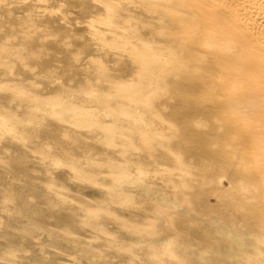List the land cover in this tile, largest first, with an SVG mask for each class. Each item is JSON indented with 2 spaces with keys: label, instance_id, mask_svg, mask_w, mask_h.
<instances>
[{
  "label": "bare ground",
  "instance_id": "bare-ground-1",
  "mask_svg": "<svg viewBox=\"0 0 264 264\" xmlns=\"http://www.w3.org/2000/svg\"><path fill=\"white\" fill-rule=\"evenodd\" d=\"M93 1L104 14L90 16L89 37L99 51L124 52L129 71L112 74L100 56L91 57L82 82L75 86L59 84L49 94L39 92L32 79L11 72L6 55L13 47L11 35L1 34L0 21V142L7 139V146H11L13 140L25 151H0V165L5 166L0 178V205L13 204L6 215L9 220L24 216L19 223L3 228L0 254L4 259L18 260V247L13 246L11 235H21L25 229L22 224L32 225L29 233L45 234L53 246L66 247L64 241L70 240V231L40 228L30 216L37 210L35 199L41 194L49 207L77 210L73 218L93 229L89 239L99 238L100 233L108 236L107 248L116 256L128 254L130 264H190L188 255L200 250L187 248L173 222L178 215L168 209L173 205L193 210L199 207L191 198L194 187L189 178L200 169L196 163L189 164L185 146L173 143L172 138L181 137L182 132L171 119V95L173 92L189 100L183 106L191 110L188 115L192 119L202 112L213 119L222 106L230 107L237 118L236 126L244 125L250 132L259 173L264 175V117L255 110L252 94L264 90V0ZM155 1L159 11L145 9L146 3ZM94 7L86 8L88 14L94 13ZM133 7L144 13L123 16ZM155 12L158 28L143 37L146 21L150 24ZM166 20L177 25L171 27ZM97 24L113 25L120 30L119 37L97 34ZM30 31L22 30V37L33 34ZM48 34L55 36L56 32ZM18 45L23 48V57L18 59L21 65L39 59L43 51L42 44L36 48H27L23 42ZM51 71L46 65L41 74L48 75L49 81L54 79L50 82L53 85L58 76L55 71L50 75ZM176 79H184V87L175 84ZM13 105L19 110H12ZM219 120L213 122L214 127L207 122L206 127L221 132L227 145L230 139L226 133L231 127L225 119ZM30 156L41 167L45 180L40 183L28 181L23 164ZM163 158L168 160L162 162ZM53 169L66 170L101 196L71 193L53 176ZM123 208L145 210L141 215L145 220L136 219L140 214L118 212ZM109 222L135 238L118 239L106 225ZM160 224H165L167 232ZM88 244L71 238L69 247L72 254L102 255ZM143 246L146 251L142 255L138 250ZM259 248L260 241L254 244L253 255L259 256ZM251 260L264 264L263 260Z\"/></svg>",
  "mask_w": 264,
  "mask_h": 264
},
{
  "label": "rangeland",
  "instance_id": "rangeland-1",
  "mask_svg": "<svg viewBox=\"0 0 264 264\" xmlns=\"http://www.w3.org/2000/svg\"><path fill=\"white\" fill-rule=\"evenodd\" d=\"M157 4L156 1L149 2L144 7L148 10L156 8L155 10L159 11ZM93 5H95L93 0H3V6L0 8V21L3 28L1 34L11 35L13 47L11 46L9 51L6 50V55L10 59L11 72L17 71L22 76L32 79V84L42 94H49L59 84L75 86L82 82L88 66L87 59L91 57L100 56L112 74H126L129 71V59L124 52L114 53L118 52L116 49H109L107 52L99 51L95 42L89 37L90 28L87 22L90 16L104 14L102 8ZM92 7H94V13L90 15L86 8ZM193 9L198 10L197 7ZM48 10H53V12L49 13ZM156 12L150 16L152 19L150 24L146 21L143 37L150 35V29L158 28ZM131 13L133 15L143 14L144 10L133 7L123 16H129L126 14ZM167 23L171 27L177 25L176 22L167 21ZM97 27V34L119 37L120 30L113 25L97 24ZM27 28L32 29L34 32H30L33 34L22 37V30L27 32ZM53 32H56L55 36L48 34ZM19 42L26 44L27 48H36L38 44H42L43 51L38 55L39 59L31 60L27 65L18 64V59L23 57V48L18 45ZM180 62H183L182 59ZM46 65L57 73L58 77L55 78L53 85L50 82L54 79L49 81L48 75L41 74ZM54 71H51L50 75L56 74L53 73ZM35 74L37 76L32 78ZM174 83H181L184 87L185 80L176 79ZM258 86L260 87L261 84ZM252 94L256 102L255 110L264 117V90H254ZM171 96L173 98L169 103V108L173 109L171 119L179 132H182L181 137L177 135L172 138L173 143L185 146L189 164L196 163V167L200 169V173L189 178V182H192L194 187L191 198L195 200V203H199V207L193 210L188 206L178 208L173 205L168 209L178 215V219H174L173 222L178 227L180 239L185 242L187 248L191 251L200 250L197 254L190 253L187 257L188 262L190 264H255L251 258L254 262L261 260L264 262V257H262L264 256V175L259 173L258 156L255 154L257 149L253 146L250 132L244 125L236 126L237 118L230 107L222 106L213 119H209L204 112L192 119V115H188V113L192 114L191 110L185 107L189 100L173 92ZM12 110L18 111L19 108L13 105ZM221 118L225 119L231 127L226 133L230 139L227 145L223 141L225 139L223 134L220 137L221 132L219 133L215 128L206 127L209 121L214 127L213 122L219 119L223 121ZM232 138H235L236 142ZM15 144L17 143L11 140V146H7V139H3L0 142L1 153L4 154V149L25 153ZM167 160L168 158H163L162 162ZM23 166L27 170L28 181L40 183V180H45L41 175L39 162L33 156H30ZM4 167L0 165V178L2 172L4 173ZM19 169L22 170V168ZM52 173L58 180L61 179L71 193L77 194L79 191V196H101L98 191L72 178L64 169H53ZM44 198L39 194V197L35 199L37 210L30 212V216L34 218L38 227L52 229L53 232L67 229L71 232L70 240L73 238L82 242L88 241L92 251L95 249L102 255L92 257L83 253L72 254L69 247L70 240L64 241L66 247L53 246L47 242L48 238L45 234L29 233L27 231L31 230L32 225L22 224L25 229L21 231V235H11L13 246L18 247L15 253L18 260L4 259L0 254V264L131 263L128 254L120 252L116 256L111 249L107 248L108 236L100 233L99 238L89 239L93 229L80 225L78 219L73 218L77 210L69 209V207H49ZM52 203L57 204L55 201ZM10 210H13L12 203L0 205V234L4 227L10 223L12 226L17 221L7 218L6 215ZM118 212L140 214L136 219L145 220L141 216L145 212L143 209L123 208L118 209ZM22 220L24 216L18 219V221ZM106 225L120 240L135 238V235L126 232L115 223L109 222ZM159 227L167 232L165 224H160ZM54 240H58V237ZM259 241L261 243V248L257 249L260 252L259 256L253 255V246ZM235 242H240L239 245L242 248L238 249ZM228 249H232L234 253H228ZM138 251L143 255L146 251L145 246L139 248Z\"/></svg>",
  "mask_w": 264,
  "mask_h": 264
}]
</instances>
